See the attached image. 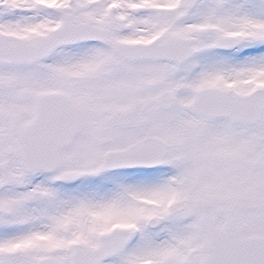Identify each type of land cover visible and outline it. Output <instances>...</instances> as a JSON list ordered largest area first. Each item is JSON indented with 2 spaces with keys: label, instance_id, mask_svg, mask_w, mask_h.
I'll return each mask as SVG.
<instances>
[{
  "label": "snow or ice",
  "instance_id": "6c2138e0",
  "mask_svg": "<svg viewBox=\"0 0 264 264\" xmlns=\"http://www.w3.org/2000/svg\"><path fill=\"white\" fill-rule=\"evenodd\" d=\"M0 264H264V0H0Z\"/></svg>",
  "mask_w": 264,
  "mask_h": 264
}]
</instances>
